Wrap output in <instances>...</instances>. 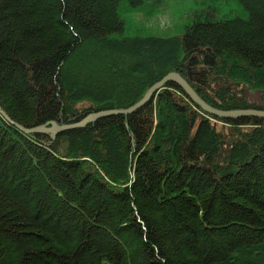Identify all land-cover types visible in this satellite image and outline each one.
<instances>
[{
  "label": "trees",
  "instance_id": "trees-1",
  "mask_svg": "<svg viewBox=\"0 0 264 264\" xmlns=\"http://www.w3.org/2000/svg\"><path fill=\"white\" fill-rule=\"evenodd\" d=\"M168 1L0 0V264H264V118L171 80L23 130L170 72L264 109V0H192L170 34L131 20Z\"/></svg>",
  "mask_w": 264,
  "mask_h": 264
},
{
  "label": "water",
  "instance_id": "water-1",
  "mask_svg": "<svg viewBox=\"0 0 264 264\" xmlns=\"http://www.w3.org/2000/svg\"><path fill=\"white\" fill-rule=\"evenodd\" d=\"M175 81L177 82L183 90L186 92V94L196 103L198 104L203 110L206 112L222 117V118H237L240 116H255V117H261L264 118V109H255V108H246V109H233V110H219L216 108L211 107L205 101H203L194 91L193 89L189 86L187 81L180 76L177 72H170L166 74L161 80L153 84L143 95V97L137 101L135 104L128 108H122V109H105V110H99L97 112H93L86 117H84L82 120L79 122H74V123H66V124H59L56 121L51 122L49 125L48 124H42L39 125L35 128H32L30 130L23 129L24 131L28 132H34V131H43L46 133H51L52 137L55 136L59 131L63 130H68V129H73L77 127H83L86 124L93 122L101 117L107 116V115H112V114H127L130 112L135 111L136 109L140 108L143 106L145 103H147L152 94L158 91L166 82L168 81ZM0 113L9 120L8 116L6 113L1 109L0 107Z\"/></svg>",
  "mask_w": 264,
  "mask_h": 264
},
{
  "label": "rangeland",
  "instance_id": "rangeland-1",
  "mask_svg": "<svg viewBox=\"0 0 264 264\" xmlns=\"http://www.w3.org/2000/svg\"><path fill=\"white\" fill-rule=\"evenodd\" d=\"M190 11H192V0H169L155 17L143 19L141 15L135 14L132 15L131 20L136 22L137 25L139 23L144 24L143 26L150 29L151 33L158 35L170 34L180 30L177 25L182 27L183 19L187 17ZM245 94L249 102H259L257 93L247 90Z\"/></svg>",
  "mask_w": 264,
  "mask_h": 264
}]
</instances>
